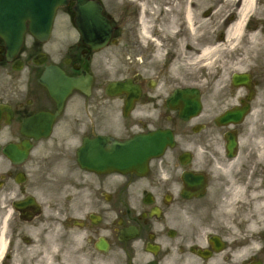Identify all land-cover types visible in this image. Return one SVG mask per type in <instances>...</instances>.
I'll use <instances>...</instances> for the list:
<instances>
[{
    "label": "flooded vegetation",
    "instance_id": "af4514ba",
    "mask_svg": "<svg viewBox=\"0 0 264 264\" xmlns=\"http://www.w3.org/2000/svg\"><path fill=\"white\" fill-rule=\"evenodd\" d=\"M99 1L103 48L28 35L11 52L0 37V264H264V69L227 91L198 70L222 40V62L264 67L248 51L264 46L250 43L263 0L231 40L238 2ZM51 65L90 89L50 92ZM157 129L173 143L144 174L103 169L117 142Z\"/></svg>",
    "mask_w": 264,
    "mask_h": 264
},
{
    "label": "water",
    "instance_id": "95a60500",
    "mask_svg": "<svg viewBox=\"0 0 264 264\" xmlns=\"http://www.w3.org/2000/svg\"><path fill=\"white\" fill-rule=\"evenodd\" d=\"M70 0H0V36L9 47L17 49L29 31L40 40L49 36L57 8L68 5ZM75 24L83 40L90 44H103L109 38L110 24L102 13V7L95 0H73ZM53 78L58 84H53ZM42 82L50 91H69L72 87L82 88L79 80L70 81L63 72L55 68L48 70ZM115 88V87H113ZM63 100V96L60 97ZM173 136L169 131H155L117 145L118 157L108 154L109 166L122 167L124 171L141 170L148 159L162 153ZM82 162L83 160V156ZM95 161V160H94ZM97 162L99 158H96Z\"/></svg>",
    "mask_w": 264,
    "mask_h": 264
},
{
    "label": "rangeland",
    "instance_id": "374dc122",
    "mask_svg": "<svg viewBox=\"0 0 264 264\" xmlns=\"http://www.w3.org/2000/svg\"><path fill=\"white\" fill-rule=\"evenodd\" d=\"M225 2L231 7V9L234 7V4H233L234 0H225ZM259 10H261L264 13V3L260 4ZM205 30H206V27H205ZM72 31H73L72 26L69 22L68 17L62 12H59L57 16V20H56L55 30H54L55 40H58L61 36H64L65 38H67L65 35L66 33H69V37L67 38L68 41L73 40L74 39L73 36L76 37V35H71V34H74V32ZM257 37L259 38V40L264 42V32H260V34L257 35ZM222 41L223 42H221L220 47L218 48V51L214 55L203 58L202 62L204 64L202 65L203 67L201 66L200 68L201 70H203L202 73L205 77V81H204L205 88H207L211 82L212 87L214 85L221 91H227L228 90L227 85L229 84L231 74L234 71L255 69L259 72L260 70L264 69V67H261V66L255 67L252 65L232 64L228 62H222L221 57L217 59L216 57L219 56L220 54H225L226 52H229L231 50L229 48L230 47L229 42L224 41V40ZM259 48H260L259 50L257 49L251 50L250 48L248 49V51L250 52L257 51V52L264 54V46L259 47ZM207 63H211L212 66L205 65ZM261 94H264V88L261 90Z\"/></svg>",
    "mask_w": 264,
    "mask_h": 264
},
{
    "label": "bare ground",
    "instance_id": "6f19581e",
    "mask_svg": "<svg viewBox=\"0 0 264 264\" xmlns=\"http://www.w3.org/2000/svg\"><path fill=\"white\" fill-rule=\"evenodd\" d=\"M258 0H234V2H238L239 5V19L236 22H233L232 24L229 25L228 28V40H231L234 36L239 35L241 33V30L244 26V21L245 18L247 16V14L253 10V8L255 7V3ZM250 40H251V44L253 45H264V42H258V37H257V33H251L250 34ZM220 47V45H217L216 47H205L202 50V55L203 57H208L210 55H214L217 51L218 48ZM205 65H210L212 66L211 63H207Z\"/></svg>",
    "mask_w": 264,
    "mask_h": 264
}]
</instances>
